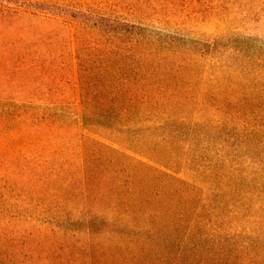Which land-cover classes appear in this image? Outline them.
Listing matches in <instances>:
<instances>
[{"label":"rangeland","instance_id":"1","mask_svg":"<svg viewBox=\"0 0 264 264\" xmlns=\"http://www.w3.org/2000/svg\"><path fill=\"white\" fill-rule=\"evenodd\" d=\"M36 1L88 28L44 15L28 36L59 64L31 102L65 119L23 151L41 165L17 161L0 264H264V0ZM122 23L125 60L99 29ZM126 77V116L80 119Z\"/></svg>","mask_w":264,"mask_h":264},{"label":"trees","instance_id":"2","mask_svg":"<svg viewBox=\"0 0 264 264\" xmlns=\"http://www.w3.org/2000/svg\"><path fill=\"white\" fill-rule=\"evenodd\" d=\"M1 2L6 3H0V199H4L11 191L9 181L19 175L20 164L17 161L21 158L27 163L37 162L35 164L41 165L44 158L42 155L36 159L24 157L23 151L32 154L39 146H50L53 134L60 125H64L62 121L65 119L62 106L48 103L37 106L31 102L40 93L38 82L41 79L53 82L58 80L55 69L59 64L51 56L42 55L38 43L29 42L28 36L30 34L34 37L35 23L49 21L44 15L52 19H63L62 23L69 22V28L72 29L73 25V30L84 31L88 26L76 17L77 14L55 12L58 8H55V4H44L36 0ZM118 26L117 30L108 25L99 29L110 38L116 36V42L121 46V57L125 60L128 52L134 51L135 33L130 31L132 27L124 23ZM121 66L123 68L124 64ZM127 81V77L123 79L119 95L117 89L114 93L108 88L93 93L83 91L85 100L93 98L95 102L80 104V119L103 116L112 118L111 114L118 107H121L118 109L120 115L126 116L128 105L132 103L131 91L124 90L129 83ZM31 86L38 88L32 92L26 90ZM44 93L51 96L53 90L47 88ZM43 161L48 163L47 160Z\"/></svg>","mask_w":264,"mask_h":264}]
</instances>
